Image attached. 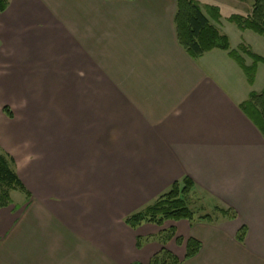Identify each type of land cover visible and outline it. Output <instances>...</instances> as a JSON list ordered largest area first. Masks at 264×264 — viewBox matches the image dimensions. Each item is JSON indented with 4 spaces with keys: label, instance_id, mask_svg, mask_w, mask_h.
I'll return each instance as SVG.
<instances>
[{
    "label": "crops",
    "instance_id": "1",
    "mask_svg": "<svg viewBox=\"0 0 264 264\" xmlns=\"http://www.w3.org/2000/svg\"><path fill=\"white\" fill-rule=\"evenodd\" d=\"M176 12L177 0H8L0 102L16 112L0 146L26 203L0 223V264H150L162 245L137 237L156 225L125 218L186 177L219 216L179 222L201 243L189 260L167 246L182 264H264V133L247 112L259 72L250 85L226 51L193 58Z\"/></svg>",
    "mask_w": 264,
    "mask_h": 264
},
{
    "label": "trees",
    "instance_id": "2",
    "mask_svg": "<svg viewBox=\"0 0 264 264\" xmlns=\"http://www.w3.org/2000/svg\"><path fill=\"white\" fill-rule=\"evenodd\" d=\"M253 4L250 15L243 16L234 14L229 18L231 23H235L239 29L251 30L264 36V0H244ZM8 0H0V12L6 10ZM222 15L218 7H208V12H204L196 0H177V12L175 16L176 32L180 45L193 57L199 58L213 50L228 52L231 58L235 59L245 71L248 82L253 85L258 71V65L264 64V57L251 51L245 45L239 50L232 48L231 41L219 27ZM244 55L253 60V64H246ZM7 107H5L6 109ZM8 111V109H6ZM247 112L254 118L262 132L264 133V89L261 92L252 91L250 100L247 103ZM13 117L12 112H8ZM0 184L9 190L1 195L0 207L10 204V191L23 189L22 182L12 168L10 160L6 155H0ZM195 183L189 177L182 181L175 182L168 192L160 196L155 202L147 206L144 211L131 214L125 218V223L132 229H138L143 224H153L163 227L166 222L208 221L213 222V217L209 214L198 216L190 206V197L195 192ZM221 214L229 219H235L236 215H231L228 211L216 208ZM246 231L239 235L240 240H244ZM143 236L137 237L138 248H143L145 241L150 238L159 242L162 247L150 260V264H182L179 257L167 247L172 240L178 245L186 244L187 260L198 254L201 243L190 238L185 240L178 235L176 226L162 229L158 234L147 239Z\"/></svg>",
    "mask_w": 264,
    "mask_h": 264
},
{
    "label": "rangeland",
    "instance_id": "3",
    "mask_svg": "<svg viewBox=\"0 0 264 264\" xmlns=\"http://www.w3.org/2000/svg\"><path fill=\"white\" fill-rule=\"evenodd\" d=\"M196 1L202 7L204 12H208L209 6L218 7L220 9V13L222 15L221 26L223 28V32L229 36L232 48L234 47L235 50H239L240 43L246 42L247 44H250L251 46L250 48L253 53L258 54L261 57H264V36L256 32H253V31H248V32L243 33L242 32L243 30L239 29V27L235 23H231L229 21V18L234 14H239V15H243L246 17L250 15L252 12V8H253L252 2L244 1V0H196ZM244 57H248V56L244 55ZM246 64L252 65L253 60L247 59ZM258 67H259V70L257 71V73L258 72L259 73L257 76L256 85L254 86V88L256 89V92H261L264 89V64H259ZM5 107H7L6 109H8V111L5 109ZM3 111H5L6 116H4ZM9 111L12 112L13 114L12 119L13 118L15 119L14 116H15L16 111L9 104V102L7 101L0 102V131H2V133L0 134V137L4 133V130L6 131V128L8 127V125L14 122V121H11V123H9L8 121L10 120L9 119L10 116L8 114ZM3 136L5 138L6 135H3ZM0 153H1L0 155H2L1 146H0ZM12 168L15 171L16 167H13L12 165ZM7 190L9 189L6 186H3L0 184V203L2 202L1 201L2 193H4ZM10 199H11V202L8 206L0 207V223L1 224L7 223L6 222V217L8 216L7 214L12 216L17 213L16 215H19L22 212V210H19V208L25 205L26 203L24 194H22L21 192H15V190L10 191ZM212 204L213 203H211L207 197H205L204 195H201V193L200 194L198 193L197 195L190 197V206L193 208V210L196 212L198 216L205 215V213H208V212H211V214H214V217L217 216L218 213L217 214L214 213L213 207L210 206ZM15 206H18V208H15ZM7 207L9 208L7 209ZM12 208H15L14 209L15 211H13L15 214L14 213L11 214ZM146 208L147 207H144L140 211H144ZM214 219L215 218H213V220ZM176 225H177L176 223L169 221V222H166V224L163 227L148 226V227H145L143 231H145L144 232L145 234L146 233L148 234L151 232L156 233L158 229V232L156 233L158 234L162 229L168 228L171 226H176ZM183 225L184 224L178 222V226L180 227V229L178 230V235L180 236L183 234ZM143 237H144L143 239L145 240L149 238L150 236L146 235ZM183 238L187 239L185 235L183 236ZM152 241H155V240L150 238L149 240H147V242L145 241L143 245L145 246V244L152 242ZM167 246H171L173 250H175L176 254L178 255H182V253L186 251V244L183 243L182 245H178L175 242V240H172L171 242H169Z\"/></svg>",
    "mask_w": 264,
    "mask_h": 264
}]
</instances>
